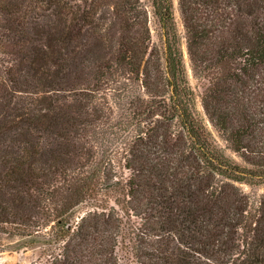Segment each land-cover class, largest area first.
<instances>
[{
    "label": "trees",
    "instance_id": "16d2710c",
    "mask_svg": "<svg viewBox=\"0 0 264 264\" xmlns=\"http://www.w3.org/2000/svg\"><path fill=\"white\" fill-rule=\"evenodd\" d=\"M179 3L202 93L174 0L146 59L142 0H0V227L46 264H264V0Z\"/></svg>",
    "mask_w": 264,
    "mask_h": 264
},
{
    "label": "rangeland",
    "instance_id": "374dc122",
    "mask_svg": "<svg viewBox=\"0 0 264 264\" xmlns=\"http://www.w3.org/2000/svg\"><path fill=\"white\" fill-rule=\"evenodd\" d=\"M179 1L180 0H174V11H175V19L177 22L178 32L181 35V43H182V49L184 55V62L188 72V80L191 86L194 88V90H196V92L202 93L205 87L207 86V81L198 77L195 74L194 69L192 67L191 58L188 51L186 31L184 27V21H183V16ZM142 2L144 3V9L147 10L148 25L151 28V32H152V41L150 43V49L148 50V54L145 57L146 59L150 56L149 52L151 50L153 51L161 50L162 40L160 37L158 21L152 11L150 0H142ZM100 63L109 65V69H106L107 71L110 72L108 78L109 80H107L108 86H113L112 87L113 90L116 87L118 88L119 84L123 82L122 80L125 81V78L120 74V69L116 65L115 58L112 57L110 52H104V57L101 58ZM150 63L151 65L153 64L152 62ZM142 76L143 78H145L144 75ZM117 94L119 93L114 92L112 96H109L108 99L106 100L107 107L111 108L110 110L108 109L107 111H109L112 115H116L117 112H119V108H118L119 105H116L117 102L116 98L118 97ZM198 108L202 113V115L206 117V114L200 103L198 104ZM206 123L209 129L212 131L215 140L220 145V147L223 148L225 153L237 160H241L240 156L230 148L227 141L220 135L218 130L213 126V124L210 122V120L207 117H206ZM125 172L128 174L127 171ZM244 188L247 191L255 190L249 185H244ZM260 191H264V188H260ZM81 210H83V208H81ZM19 234H20V230L14 224L4 225L0 227V264H46L47 263L46 248L48 245L45 243H36L33 245L27 244L28 246L26 245L24 246L22 242L23 239L20 237ZM118 254L123 264L127 263V260L129 262L128 257L130 256V253L126 249H124L123 243H121L118 248Z\"/></svg>",
    "mask_w": 264,
    "mask_h": 264
}]
</instances>
